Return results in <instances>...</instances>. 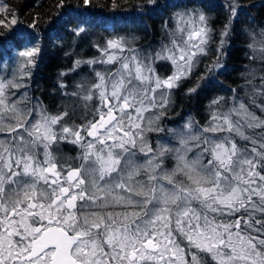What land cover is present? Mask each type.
<instances>
[{
    "label": "snow or ice",
    "instance_id": "obj_1",
    "mask_svg": "<svg viewBox=\"0 0 264 264\" xmlns=\"http://www.w3.org/2000/svg\"><path fill=\"white\" fill-rule=\"evenodd\" d=\"M149 5L157 0L136 7ZM91 6L78 0L80 9ZM55 7L65 12L53 26L71 24V5ZM223 7L218 34L205 11L175 12L161 26L167 42L154 51L106 28L92 42L98 55L60 72L66 99L51 112L27 90L41 52L39 20L28 31L18 10L0 3V43L14 50L11 77L0 57V264H264V23L244 29V97L237 88L212 97L203 124L163 123L201 57L215 54L198 81L223 74L243 12L241 0ZM87 23L73 34L86 33ZM83 65L91 76L69 91L62 78ZM61 145L78 151L63 156Z\"/></svg>",
    "mask_w": 264,
    "mask_h": 264
},
{
    "label": "trees",
    "instance_id": "obj_2",
    "mask_svg": "<svg viewBox=\"0 0 264 264\" xmlns=\"http://www.w3.org/2000/svg\"><path fill=\"white\" fill-rule=\"evenodd\" d=\"M57 2L58 0H3V3L10 4L18 10L23 22L19 27L26 29L33 17L39 20L38 35L41 52L37 57L35 67L31 70L32 74L30 80L27 81V90L31 96L40 97L51 112L61 110L62 101L66 99L57 91L60 72L68 71L76 59H89L98 55L92 47V42H102L103 38L110 34L105 31L106 28L111 30L115 27L121 34L135 35L139 38L135 42V47L154 51L159 48L162 42L166 43L168 40L161 27L163 23L170 21L175 12L184 8H199L205 11L210 17L211 26L218 34L226 23L227 14L223 5L228 0H157V5H149L143 10H139L136 6L144 3V0H118L119 7L115 10L112 9L109 0H92V6L88 9L78 8V0H66V6L71 5V11L64 16V19L72 21L67 27L53 26L57 19L55 13L65 12V9L55 7ZM241 2L243 12L239 16L235 32L228 45V53L224 58L225 69L221 70L223 74L217 73L210 79L198 81L196 76L203 72L205 65L213 61L215 54L210 52L208 56L201 57L202 63L195 70L193 78L186 82L185 89L196 83H200L201 88L190 97L185 95V89L176 91L175 102L169 111V118L163 122L167 127H175L177 123H182L189 117L203 124L207 116L208 101L214 96L228 97L232 88H237L239 95L244 97V92L240 89V86L245 83L241 72L247 70L245 64L249 63L244 55V52L247 51V36L244 34V29L251 27L253 20L258 24L264 23V0H241ZM80 20L88 22L82 25L86 28V33L76 37L72 29L77 26V22ZM26 30L32 31L31 29ZM215 46V43L210 45L213 49ZM13 56L14 50L11 45L0 43V57L8 65L6 72L2 73L6 77H11L13 62L9 58ZM96 67L103 66L97 65ZM157 67L161 74H168L159 65ZM168 67L171 66L168 65ZM86 76H91V73L88 66L83 65L77 72L69 73L62 79L68 85V90L71 91L75 83ZM20 91H24V89ZM150 135L155 142V134ZM61 149L63 156H75L78 151L72 145H61Z\"/></svg>",
    "mask_w": 264,
    "mask_h": 264
},
{
    "label": "rangeland",
    "instance_id": "obj_3",
    "mask_svg": "<svg viewBox=\"0 0 264 264\" xmlns=\"http://www.w3.org/2000/svg\"><path fill=\"white\" fill-rule=\"evenodd\" d=\"M0 3H3V0H0Z\"/></svg>",
    "mask_w": 264,
    "mask_h": 264
}]
</instances>
